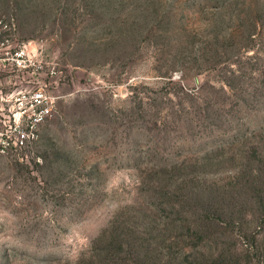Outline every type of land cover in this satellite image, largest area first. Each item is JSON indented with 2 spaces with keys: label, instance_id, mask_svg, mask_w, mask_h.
Listing matches in <instances>:
<instances>
[{
  "label": "rangeland",
  "instance_id": "1",
  "mask_svg": "<svg viewBox=\"0 0 264 264\" xmlns=\"http://www.w3.org/2000/svg\"><path fill=\"white\" fill-rule=\"evenodd\" d=\"M0 19L39 65L0 154V264H264V0H0Z\"/></svg>",
  "mask_w": 264,
  "mask_h": 264
},
{
  "label": "built area",
  "instance_id": "2",
  "mask_svg": "<svg viewBox=\"0 0 264 264\" xmlns=\"http://www.w3.org/2000/svg\"><path fill=\"white\" fill-rule=\"evenodd\" d=\"M13 24L5 22L3 19H0V70L4 73L7 70H24L26 62H28L32 68L33 73L35 72V66L37 70V76H39V65L38 61L30 58L31 54L34 56V47L31 46L30 43L21 42L17 45L14 51H12L11 46L8 43L7 33L11 30ZM30 51L32 53H30ZM39 91V90H38ZM33 99L35 102L31 103L33 107L32 117L28 116L29 119V130L31 131V137H34V132L37 130V126L40 121L43 119L41 114L42 110L40 109L41 104V93L36 92L33 95ZM29 105V101L25 102L24 98V107L18 109L23 114L25 109L28 108L26 105ZM18 110H15L17 114ZM44 111L48 112L47 109ZM14 112H9L7 116L0 113L3 116V119L0 118V154H5L8 152L9 148L16 147L17 145L21 146L24 142L23 134L21 133L22 121L15 119L13 120V124H11L12 117L14 116ZM11 117V118H10ZM7 128H14V130L20 131V138L18 142H14L6 133L8 131Z\"/></svg>",
  "mask_w": 264,
  "mask_h": 264
},
{
  "label": "flooded vegetation",
  "instance_id": "3",
  "mask_svg": "<svg viewBox=\"0 0 264 264\" xmlns=\"http://www.w3.org/2000/svg\"><path fill=\"white\" fill-rule=\"evenodd\" d=\"M24 70H7L2 74V86L0 88V111L7 116L24 107ZM39 89V76L34 80L33 90Z\"/></svg>",
  "mask_w": 264,
  "mask_h": 264
},
{
  "label": "trees",
  "instance_id": "4",
  "mask_svg": "<svg viewBox=\"0 0 264 264\" xmlns=\"http://www.w3.org/2000/svg\"><path fill=\"white\" fill-rule=\"evenodd\" d=\"M264 212V208H262V213Z\"/></svg>",
  "mask_w": 264,
  "mask_h": 264
}]
</instances>
